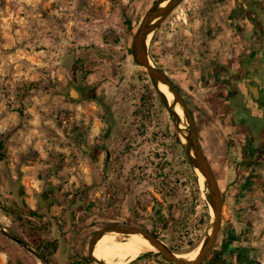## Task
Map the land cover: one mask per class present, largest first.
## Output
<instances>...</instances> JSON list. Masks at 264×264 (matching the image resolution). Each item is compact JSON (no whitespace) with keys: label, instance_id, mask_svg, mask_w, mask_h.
Returning <instances> with one entry per match:
<instances>
[{"label":"rangeland","instance_id":"374dc122","mask_svg":"<svg viewBox=\"0 0 264 264\" xmlns=\"http://www.w3.org/2000/svg\"><path fill=\"white\" fill-rule=\"evenodd\" d=\"M107 1L0 0V264H46L35 232L57 239V264H82L92 235L111 223L158 232L178 255L193 252L209 232L210 222L205 230L198 224L206 210L210 215L208 189L178 143L168 107L132 55L130 33L157 0ZM200 5L185 0L171 13L151 41L152 61L186 98L216 160L223 223L204 264L217 253L223 264H264V167L238 169V181L225 168L228 154L219 140L227 132L211 97L198 92L206 85L199 82L189 36ZM252 15L253 22L264 20L261 9L257 19ZM240 112L247 148H263L264 116ZM255 171L258 184L242 186L246 172ZM40 197L48 205L41 206ZM29 209L43 219L29 216ZM157 254L128 264H171Z\"/></svg>","mask_w":264,"mask_h":264},{"label":"water","instance_id":"95a60500","mask_svg":"<svg viewBox=\"0 0 264 264\" xmlns=\"http://www.w3.org/2000/svg\"><path fill=\"white\" fill-rule=\"evenodd\" d=\"M185 0H157L145 13L142 22L135 32L132 40V55L135 63L147 73L150 82L156 88L160 97L169 109L179 133L181 142L190 164L205 177V185L208 189L207 199L210 208L213 210L214 218L211 216L210 228L205 240L199 245L201 250L195 260H185L178 257V254L162 241L155 233L142 229L134 225L123 223L109 224L95 232L89 240L88 258L93 264H105L103 260L95 257L94 250L97 242L107 233H118L124 235L141 234L147 239L162 257L171 264H204L208 256L214 250L223 223L224 199L216 175L209 160L207 159L198 134L197 125L185 98L174 85L166 72L157 67L150 56V44L155 33L167 20L171 13ZM163 6V4H165ZM151 37V38H150ZM150 38V41H149ZM166 85L173 94L174 100L170 104L166 95L159 89V85ZM176 105H180L187 120L186 126L180 128L181 119L175 110ZM185 140V141H184ZM49 203V201H48ZM198 246V247H199ZM41 260L50 264L40 255Z\"/></svg>","mask_w":264,"mask_h":264},{"label":"crops","instance_id":"0c3cea01","mask_svg":"<svg viewBox=\"0 0 264 264\" xmlns=\"http://www.w3.org/2000/svg\"><path fill=\"white\" fill-rule=\"evenodd\" d=\"M200 6L202 16L190 23L192 30L189 36L197 52L194 64L201 68L202 73L222 72L232 78L255 66L257 58L264 57V20L253 22L249 18L253 13L252 18L257 19L255 12L258 9L264 11V0H201ZM257 50L263 55L249 58ZM74 51L77 61H80V51ZM232 82L242 87L243 80L234 81L232 78ZM210 91L198 90L205 98L215 93Z\"/></svg>","mask_w":264,"mask_h":264},{"label":"flooded vegetation","instance_id":"af4514ba","mask_svg":"<svg viewBox=\"0 0 264 264\" xmlns=\"http://www.w3.org/2000/svg\"><path fill=\"white\" fill-rule=\"evenodd\" d=\"M259 55H263L262 51H260V54H258V56ZM195 68L197 69L196 70L197 74H200L199 82L201 86L204 84L206 85L202 89L211 90V91L214 90L215 92L214 94H211L209 96L211 97L212 102L214 104L213 113L216 116L217 121L220 123V125L223 128L226 129L227 132L225 133V135L222 134L219 140V144L221 145V147H223L224 153L228 154V159L225 161L226 164L225 168L231 170L232 173H235L236 176L237 170L241 169L242 167L243 168L245 167V169L249 168L252 170H255L258 165L264 167V146L263 148L258 146L252 148L250 146V148L248 149L246 145L247 140L244 133L246 131V128L239 125L240 122L245 120V115H243L240 112V108L244 107L245 110L250 111L252 116L255 118H261L264 116V57L257 58L256 65L249 69H246L247 71L242 72L241 75L237 74L234 75V77H232L234 81H236V79L237 80L240 79L241 81L243 80V82L241 83L242 84L241 88H239L238 83L232 82L231 75L229 74L222 72H219L218 74H212L209 72L202 73L201 68L199 66ZM207 70L209 69L207 68ZM169 78L172 80L170 76ZM176 88L182 94V92L177 86ZM211 91L209 93H211ZM199 138L204 153L207 159L209 160L211 167L213 168V165L216 162V160L214 159L212 160L211 157L207 154L208 152H206L204 143L200 135ZM232 173L230 174L231 176ZM259 178L260 177L257 175L256 171L252 173L246 172L245 182L242 183V186L246 187L247 185L248 186L257 185L258 183H256V181ZM237 179L240 178L236 176L234 180L238 181ZM252 181L254 183H252ZM248 193L249 192H247V190L244 191L245 199H247L248 198L247 196L250 195ZM116 223H121V222H116ZM111 224H115V223H111ZM123 224H128V223L124 222Z\"/></svg>","mask_w":264,"mask_h":264},{"label":"bare ground","instance_id":"6f19581e","mask_svg":"<svg viewBox=\"0 0 264 264\" xmlns=\"http://www.w3.org/2000/svg\"><path fill=\"white\" fill-rule=\"evenodd\" d=\"M165 5L166 3L163 4V6ZM159 89L166 95L168 102L171 104L174 100V96L169 91L168 87L160 84ZM175 110L181 119L180 128L183 129L186 126L183 110L180 105H176ZM196 171L200 182L205 184V177L198 170ZM210 214L214 218V213L211 208ZM209 233H211V228L209 229ZM200 250L201 246L189 254L178 255V257L185 260H195L198 257ZM151 252H158V250L141 234L124 235L110 233L97 242L94 255L96 258L103 260L105 264H128L138 257Z\"/></svg>","mask_w":264,"mask_h":264},{"label":"trees","instance_id":"16d2710c","mask_svg":"<svg viewBox=\"0 0 264 264\" xmlns=\"http://www.w3.org/2000/svg\"><path fill=\"white\" fill-rule=\"evenodd\" d=\"M159 30L155 33L153 39H152V46L156 43L157 41V34H158ZM134 36V33L131 32L130 33V37L133 38ZM150 56L153 60L156 61L157 57L151 47L150 49ZM161 69V68H160ZM178 143L180 145H182L181 141H180V138L178 137ZM4 150V143L3 141L0 142V160H2L1 158L4 157V155L1 153L2 151ZM39 202L41 204V206H44V205H48V199H44L42 197L39 198ZM22 203H24V201H22ZM73 206H76V203H73ZM27 213L29 214V216L31 217H36V218H39L40 220L43 219V217H41L40 215H38L37 211H34V210H28ZM210 222V215H209V212L208 210L205 211V213L202 215V217L200 218L198 224L200 225V228L202 227L203 229L206 228L208 226ZM129 225H134V226H137L135 223H128ZM138 227V226H137ZM39 231H41V229H38ZM47 230V229H45ZM205 230V229H204ZM149 231V230H148ZM49 232V231H48ZM153 233H155L159 238V234L158 232H155V231H151ZM42 233V232H41ZM38 234V233H34L33 236H32V239L34 241V243L36 244V247L42 252L43 254V258L45 260H47L50 264H57L56 261H55V254L58 252L59 248H58V245H57V239L54 240V241H47L45 239L42 238V234ZM201 241L199 243H197V245H194L192 247L191 250H193L194 248L198 247L200 245ZM173 250V252L177 253L173 248H171ZM190 250V251H191ZM188 251V252H190ZM149 254H152L149 253ZM214 254V251L211 252V254L208 256L207 260L212 257V255ZM216 254V253H215ZM147 255V254H146ZM144 255V256H146ZM157 255L160 256V254L158 253ZM219 255H221V253H217L212 261L210 262V264H223L221 261H219ZM206 260V261H207ZM82 264H93L90 259L88 258V256H86L83 260H82Z\"/></svg>","mask_w":264,"mask_h":264}]
</instances>
